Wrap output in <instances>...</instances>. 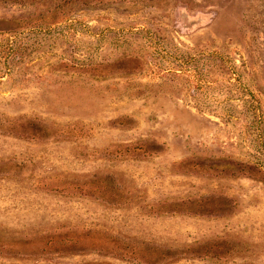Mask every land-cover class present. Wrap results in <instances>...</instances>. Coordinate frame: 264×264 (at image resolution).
I'll return each instance as SVG.
<instances>
[{
  "label": "rangeland",
  "instance_id": "obj_1",
  "mask_svg": "<svg viewBox=\"0 0 264 264\" xmlns=\"http://www.w3.org/2000/svg\"><path fill=\"white\" fill-rule=\"evenodd\" d=\"M261 152L264 0H0V264H264Z\"/></svg>",
  "mask_w": 264,
  "mask_h": 264
},
{
  "label": "trees",
  "instance_id": "obj_2",
  "mask_svg": "<svg viewBox=\"0 0 264 264\" xmlns=\"http://www.w3.org/2000/svg\"><path fill=\"white\" fill-rule=\"evenodd\" d=\"M259 147L262 149V145H261V146H259ZM260 148H259V149H260ZM261 153H264V152H261Z\"/></svg>",
  "mask_w": 264,
  "mask_h": 264
}]
</instances>
